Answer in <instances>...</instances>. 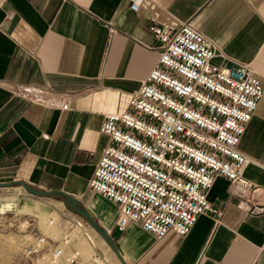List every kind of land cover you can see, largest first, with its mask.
Listing matches in <instances>:
<instances>
[{
    "label": "crops",
    "instance_id": "crops-1",
    "mask_svg": "<svg viewBox=\"0 0 264 264\" xmlns=\"http://www.w3.org/2000/svg\"><path fill=\"white\" fill-rule=\"evenodd\" d=\"M183 22L228 58L215 62L250 63L264 88V0H145L138 11L128 0H0V182L20 179L78 197L91 189L111 142L100 130L105 116L131 109L158 60L150 26ZM26 87L57 105L25 97ZM240 149L252 159L244 176L261 192L236 193L217 176L211 209L185 236L157 239L136 223L120 232L116 204L97 193L129 264H264V94Z\"/></svg>",
    "mask_w": 264,
    "mask_h": 264
},
{
    "label": "built area",
    "instance_id": "built-area-1",
    "mask_svg": "<svg viewBox=\"0 0 264 264\" xmlns=\"http://www.w3.org/2000/svg\"><path fill=\"white\" fill-rule=\"evenodd\" d=\"M128 1L138 11L145 0ZM150 29L159 40L158 60L131 96V109L105 116L100 130L111 142L89 186L116 204L118 231L136 223L162 239L187 235L211 209L208 193L219 175L236 193L261 192L244 176L252 159L240 143L264 88L250 63L215 62L228 58L190 22ZM21 93L57 105L31 88ZM58 106L68 109L69 102ZM62 255L63 248L53 249V260Z\"/></svg>",
    "mask_w": 264,
    "mask_h": 264
},
{
    "label": "rangeland",
    "instance_id": "rangeland-1",
    "mask_svg": "<svg viewBox=\"0 0 264 264\" xmlns=\"http://www.w3.org/2000/svg\"><path fill=\"white\" fill-rule=\"evenodd\" d=\"M92 196L100 203L104 200L92 189L77 197L97 220L108 226L112 235L113 218L108 217V222L104 221L93 207ZM25 199L41 205L46 213L22 210L20 206ZM42 238H45L44 242H40ZM58 246L63 248V255L53 260V249ZM34 247L39 250L34 251ZM0 264L121 263L85 218L69 210L61 199L38 197L16 185L0 187Z\"/></svg>",
    "mask_w": 264,
    "mask_h": 264
},
{
    "label": "water",
    "instance_id": "water-1",
    "mask_svg": "<svg viewBox=\"0 0 264 264\" xmlns=\"http://www.w3.org/2000/svg\"><path fill=\"white\" fill-rule=\"evenodd\" d=\"M21 185L29 194L38 197H56L63 201L64 205L71 211L81 215L88 224L102 237L109 249L114 253L121 264H129L126 258L121 253L116 240L111 235L110 231L90 212L86 204L77 196L63 189H41L35 187L24 180L15 179L6 182H0V187H11Z\"/></svg>",
    "mask_w": 264,
    "mask_h": 264
},
{
    "label": "bare ground",
    "instance_id": "bare-ground-1",
    "mask_svg": "<svg viewBox=\"0 0 264 264\" xmlns=\"http://www.w3.org/2000/svg\"><path fill=\"white\" fill-rule=\"evenodd\" d=\"M62 203H63V201H62ZM93 207H94V209H96L100 212L104 221L108 222L109 219L107 220V218L109 215V207L106 205L100 204V202H98L97 200L93 201ZM20 208L22 210H25L28 212H34V213H39V214H45L46 213V209L44 207H42L39 204L32 203L29 199H25L24 201H22ZM105 226H106V228H108L107 225H105Z\"/></svg>",
    "mask_w": 264,
    "mask_h": 264
}]
</instances>
